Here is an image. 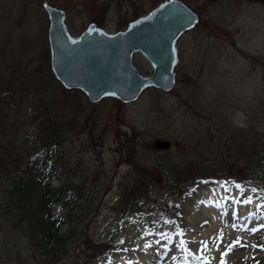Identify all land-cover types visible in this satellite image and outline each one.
Instances as JSON below:
<instances>
[{"label": "rangeland", "instance_id": "1", "mask_svg": "<svg viewBox=\"0 0 264 264\" xmlns=\"http://www.w3.org/2000/svg\"><path fill=\"white\" fill-rule=\"evenodd\" d=\"M48 1L65 10L78 35L91 22L124 30L136 10L145 14L162 0ZM183 1L200 11V21L179 40L174 89H149L123 104L92 103L56 79L43 0H0V152L12 141L17 153L33 158L40 113L61 125L52 214L68 239L53 264H136L134 258L164 264L171 256L178 264H199L196 245L215 256L230 241L227 225L241 236L244 221L253 233L235 240L246 246L232 260L264 264L257 234L264 230V0ZM134 63L152 74L141 53ZM182 168L190 179L174 188L168 172ZM242 170L259 182L233 178ZM12 171L0 184V264H51L22 208L8 200L18 177ZM254 197L255 211L232 214L246 211ZM23 200V208L32 203ZM92 242L108 249L92 252Z\"/></svg>", "mask_w": 264, "mask_h": 264}, {"label": "water", "instance_id": "2", "mask_svg": "<svg viewBox=\"0 0 264 264\" xmlns=\"http://www.w3.org/2000/svg\"><path fill=\"white\" fill-rule=\"evenodd\" d=\"M43 6L50 20L53 73L66 89L83 91L93 103L114 98L129 104L149 88L171 91L179 64L178 41L199 21L198 14L182 0H162L125 30L108 32L92 22L81 34L73 35L63 9L47 0ZM135 53L150 62L151 75L142 74L134 65Z\"/></svg>", "mask_w": 264, "mask_h": 264}, {"label": "trees", "instance_id": "3", "mask_svg": "<svg viewBox=\"0 0 264 264\" xmlns=\"http://www.w3.org/2000/svg\"><path fill=\"white\" fill-rule=\"evenodd\" d=\"M255 1V0H254ZM200 14V11L195 10ZM142 10H136L134 12V18L127 20L128 23L141 16ZM125 19V18H124ZM101 23V22H100ZM99 26L104 27L103 25ZM105 28V27H104ZM161 94L160 90H158ZM69 93V92H67ZM47 105L44 104V108ZM57 118V117H56ZM55 117H44V114L40 113L37 117V124L33 134L34 137V156L31 159L26 160L25 155H21L18 152V148L12 141H8L2 145V151L0 152V184L5 175L17 171V179L11 182V190L8 193V200L16 201L17 205L22 209V217L27 221V229L32 234V238L37 240L39 247L41 248V254L46 261L51 264L56 262V258L60 255V252L66 250V242L68 236L60 233V224L52 214V207L58 200L56 190L52 188L54 170L53 164L60 161L61 157L58 155L57 146L61 143L60 136L61 125ZM28 151V149H26ZM136 165V162H134ZM138 169L140 166L136 165ZM243 175L247 174L243 170ZM169 173L168 180L173 181L172 186L177 188L184 182L190 179L187 176L185 168L175 170L172 169ZM145 177L139 178L141 183ZM241 177H233L239 180L250 179L255 185L259 182L258 179L251 178V175H245ZM158 178H161L158 176ZM138 187L136 186V189ZM134 191V190H133ZM34 192L37 193L35 198ZM31 193L36 201H32ZM32 201L31 205L27 208L24 206V200ZM33 199V200H34ZM176 208V207H175ZM108 249V244L98 243L89 247L92 252L99 253L101 255Z\"/></svg>", "mask_w": 264, "mask_h": 264}, {"label": "bare ground", "instance_id": "4", "mask_svg": "<svg viewBox=\"0 0 264 264\" xmlns=\"http://www.w3.org/2000/svg\"><path fill=\"white\" fill-rule=\"evenodd\" d=\"M255 204H256V198L254 197V199L252 200V204L251 206L246 210V211H235L232 214H240V216L243 215H248L249 213L251 214L252 211H255ZM215 218L218 217L219 215H213ZM207 217H203L201 218V221L206 220ZM255 222V221H253ZM212 226H216V223H213ZM239 226H241V236L234 234L233 230H234V226H232L231 224L227 225L226 229H225V234L227 235V237L230 239V241L228 242V245L225 246L224 250L218 254H216L215 256L211 255V248L208 247L207 245H196V247H194L196 250L194 253L192 252V254L194 255V257L197 258V262L199 264H206L207 263V259H209V263L208 264H222L223 261V256H224V261L223 264H247L245 261H233L232 259L234 258V256L238 255L241 253V251L243 250V246H246V242L242 243L239 242L237 245V242H235V240L237 239L238 241H246L249 240L248 236L251 235L253 233L252 231V226L250 225L249 227V223L247 222H241L239 224ZM259 238H263L264 239V230L262 232L257 233ZM240 239V240H239ZM236 240V241H237ZM235 242V244H234ZM147 246H151L153 248L152 243H148ZM234 248V249H233ZM228 253V254H226ZM203 255H206V259L202 258ZM202 256V257H201ZM136 262L134 263H139V261L137 259H133ZM145 264H152L150 261H147ZM164 264H178L177 260L175 259L174 256H171L168 260L165 261Z\"/></svg>", "mask_w": 264, "mask_h": 264}, {"label": "snow or ice", "instance_id": "5", "mask_svg": "<svg viewBox=\"0 0 264 264\" xmlns=\"http://www.w3.org/2000/svg\"><path fill=\"white\" fill-rule=\"evenodd\" d=\"M222 264H223V261H222Z\"/></svg>", "mask_w": 264, "mask_h": 264}]
</instances>
